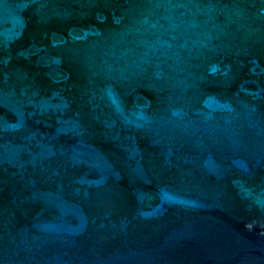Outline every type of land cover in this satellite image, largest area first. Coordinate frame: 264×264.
Returning a JSON list of instances; mask_svg holds the SVG:
<instances>
[{"label": "water", "instance_id": "water-1", "mask_svg": "<svg viewBox=\"0 0 264 264\" xmlns=\"http://www.w3.org/2000/svg\"><path fill=\"white\" fill-rule=\"evenodd\" d=\"M0 264H264V0H0Z\"/></svg>", "mask_w": 264, "mask_h": 264}]
</instances>
